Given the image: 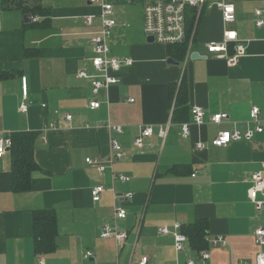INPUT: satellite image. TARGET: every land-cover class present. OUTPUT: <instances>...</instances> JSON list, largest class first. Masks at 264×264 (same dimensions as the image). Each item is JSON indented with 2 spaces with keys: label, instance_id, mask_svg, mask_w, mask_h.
Instances as JSON below:
<instances>
[{
  "label": "crops",
  "instance_id": "1",
  "mask_svg": "<svg viewBox=\"0 0 264 264\" xmlns=\"http://www.w3.org/2000/svg\"><path fill=\"white\" fill-rule=\"evenodd\" d=\"M157 1L106 0L116 21L111 56L133 63L111 72L119 82L95 96L92 80L78 74H97L92 39L102 30L101 7L90 0H0V73L9 75L0 78V133H39L35 159L41 168L32 176L31 191L16 194L10 151L0 159V264H138L142 257L149 264H241L264 252L255 238L264 228V209L258 213L248 197L264 163V132L225 148L212 145L220 132L254 129L249 122L254 107L261 110L264 126V28H257L255 17L264 0H231L236 20L230 25L215 6L190 9L200 21L183 63L168 56V47L147 41L145 8ZM43 8L50 15H41ZM93 15L96 20L88 25L86 18ZM32 16L41 21L32 22ZM227 29L236 31L246 48L234 67L206 48L221 42ZM26 49L36 56L27 58ZM184 75L189 111L177 112L170 86L179 85ZM22 77L28 79L27 113L20 111ZM95 98L102 106L93 111L89 104ZM194 107L205 113L202 125L194 121ZM217 114L228 119L215 125L211 118ZM146 127L154 133L137 147ZM112 139L122 148L120 159L113 158ZM201 143L204 150L197 148ZM87 159L99 161L105 172ZM97 186L105 192L94 203L91 192ZM116 195L127 211V219L118 222L128 234L120 244L101 237L103 226L113 223ZM37 210L57 213L58 247L50 254L35 251ZM199 219L208 221L207 238L227 242L209 244L206 261L190 241L178 253L173 237L159 233L162 226L173 230L177 223L183 228Z\"/></svg>",
  "mask_w": 264,
  "mask_h": 264
},
{
  "label": "built area",
  "instance_id": "2",
  "mask_svg": "<svg viewBox=\"0 0 264 264\" xmlns=\"http://www.w3.org/2000/svg\"><path fill=\"white\" fill-rule=\"evenodd\" d=\"M91 5H99L101 7V13L99 18L102 21V30L99 35L92 39L94 45L95 57L92 59V66L97 72L96 75L90 76L85 71H81L78 77L81 79H91L93 94L98 96L101 90L108 89L111 85L117 84L119 79L116 76L111 75V72H118L123 65L131 66V60L120 61L111 56V49L109 45V39L112 35V31L116 26V21L113 19L114 9L111 3L106 0H90ZM206 6H215L222 14V18L225 24H233L236 20V6L231 0H161L155 3L149 4L145 8V33L147 36L152 37L155 43L158 45L169 47L185 44L188 41V21L187 15L190 9H202ZM256 26L257 28H264V8L257 9L255 11ZM96 17L89 16L86 18V23L92 25ZM31 21L34 23L40 22L39 16H32ZM191 42V40H190ZM209 54H215L220 59H225L229 66H236L239 61L245 56V46L243 41L240 40L239 35L232 29L225 30L223 34V40L221 42H211L206 45ZM22 103L20 105V111L27 113L30 108L29 102V87L28 79L22 77ZM101 102L96 98L89 104V108L93 111L100 109ZM45 108L46 105H43ZM192 114L194 121L197 125L204 123L205 113L199 107L192 108ZM67 120H71V116H66ZM228 119L227 114H217L211 118V122L215 125H221L224 120ZM251 124L255 125L254 129H249L244 133L239 131H223L218 133L216 138L213 139L212 145L219 148L228 147L231 143L236 141H250L254 138L256 133H263L264 126L261 121V110L258 107H254L250 113ZM54 127V126H53ZM113 130L117 133L121 132L120 127H113ZM184 135H189V126H184ZM152 128H144L141 130L140 135L135 140L137 147H142L145 139L153 135ZM166 130L162 129L159 132L160 137H164ZM12 147L11 136L8 134L0 133V159L4 158ZM111 148L114 152L115 159H120L123 156L122 148L116 140H111ZM198 150H204L206 146L204 144L197 145ZM87 163L95 167L100 174H103L106 170L105 166L99 161H93L87 159ZM121 180L127 179L121 177ZM105 192L103 186H97L92 189L91 195L94 203L101 201L102 195ZM259 196L264 197V163H262V169L256 172L253 176V185L248 192L249 200L254 204L258 213L264 209V200H260ZM130 197V196H128ZM119 196L114 197V216L113 223L106 224L102 228L101 237L103 239H113L117 243L126 241L128 234L125 231H121L118 227V222L127 219V211L121 204ZM159 233L163 236H172L174 239L175 249L178 253L185 251L189 238L182 232V226L177 223L173 230H170L167 226H162L159 229ZM255 238L259 246H264V228H260L255 232ZM209 244L218 246H225L227 242L223 237H217L215 239L207 238ZM88 258L92 257L91 252L85 254ZM200 258L206 261L210 258L208 251L200 253ZM39 264H47L45 260H41ZM138 264H149L148 257H142ZM188 264H196L194 261H189ZM241 264H264V252L258 254L253 263H241Z\"/></svg>",
  "mask_w": 264,
  "mask_h": 264
},
{
  "label": "trees",
  "instance_id": "3",
  "mask_svg": "<svg viewBox=\"0 0 264 264\" xmlns=\"http://www.w3.org/2000/svg\"><path fill=\"white\" fill-rule=\"evenodd\" d=\"M6 2V0H5ZM41 15H50L49 8H43ZM195 10H190L188 18V41L185 44L171 46L167 48L168 56L171 59L183 63L188 52V43L190 42L195 27L199 25ZM196 39V34L193 37ZM37 52L26 49L27 58L36 56ZM9 76L6 73H0V78ZM170 96L175 105V111H189V89L187 76L184 75L179 85L170 86ZM40 134L36 132H18L11 135L12 147L11 156V177L12 191L16 194L27 193L31 191L32 176L35 172L41 171L40 166L35 159V145ZM208 221L199 219L191 225L182 228V232L189 238L192 249L196 252H203L209 249L207 241ZM33 233L34 246L36 253L50 254L57 247L58 239V217L55 210H37L33 212Z\"/></svg>",
  "mask_w": 264,
  "mask_h": 264
},
{
  "label": "water",
  "instance_id": "4",
  "mask_svg": "<svg viewBox=\"0 0 264 264\" xmlns=\"http://www.w3.org/2000/svg\"><path fill=\"white\" fill-rule=\"evenodd\" d=\"M26 22H30V19H28V17H26ZM147 41L149 42V43H155V40L152 38V37H148V39H147ZM197 56V54H192L191 55V58H195ZM169 63L170 64H176V65H179V63H176V62H174L173 60H169Z\"/></svg>",
  "mask_w": 264,
  "mask_h": 264
},
{
  "label": "rangeland",
  "instance_id": "5",
  "mask_svg": "<svg viewBox=\"0 0 264 264\" xmlns=\"http://www.w3.org/2000/svg\"><path fill=\"white\" fill-rule=\"evenodd\" d=\"M196 30V29H195ZM195 30H194V32H195Z\"/></svg>",
  "mask_w": 264,
  "mask_h": 264
}]
</instances>
